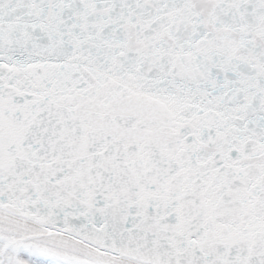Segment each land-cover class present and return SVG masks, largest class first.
Wrapping results in <instances>:
<instances>
[{
  "label": "snow or ice",
  "instance_id": "obj_1",
  "mask_svg": "<svg viewBox=\"0 0 264 264\" xmlns=\"http://www.w3.org/2000/svg\"><path fill=\"white\" fill-rule=\"evenodd\" d=\"M0 264H264V0H0Z\"/></svg>",
  "mask_w": 264,
  "mask_h": 264
}]
</instances>
